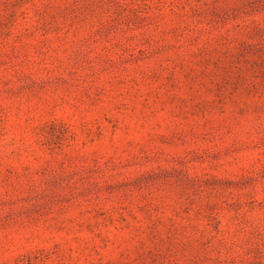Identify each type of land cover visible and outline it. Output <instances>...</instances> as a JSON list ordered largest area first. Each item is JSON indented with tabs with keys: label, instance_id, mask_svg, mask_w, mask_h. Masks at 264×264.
Returning <instances> with one entry per match:
<instances>
[{
	"label": "rangeland",
	"instance_id": "rangeland-1",
	"mask_svg": "<svg viewBox=\"0 0 264 264\" xmlns=\"http://www.w3.org/2000/svg\"><path fill=\"white\" fill-rule=\"evenodd\" d=\"M0 264H264V0H0Z\"/></svg>",
	"mask_w": 264,
	"mask_h": 264
}]
</instances>
